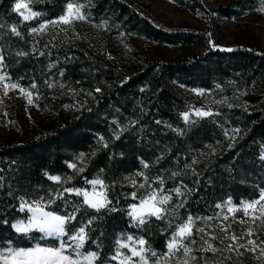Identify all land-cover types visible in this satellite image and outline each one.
<instances>
[{
	"label": "trees",
	"instance_id": "trees-1",
	"mask_svg": "<svg viewBox=\"0 0 264 264\" xmlns=\"http://www.w3.org/2000/svg\"><path fill=\"white\" fill-rule=\"evenodd\" d=\"M175 1L185 3L190 9L198 8L212 18L201 0ZM15 2L0 0V48L5 50L7 71L13 78L23 75V84L41 82L49 56L54 54L55 68L64 71V79L78 83L91 95L85 97L82 107L50 129L0 142V248L27 247L42 235L33 231L25 236L13 228L16 220L28 217L27 212L19 211L21 196L43 197L47 201L61 187H88L85 178L91 180L97 175L104 179L109 199L120 209L98 214L100 218L91 226L90 239L82 249L95 251L98 242L102 258L114 254L116 241L122 234L144 235L152 249L162 253L175 226L188 215H208L222 200L230 198L234 203L250 200L264 188V160L260 159L264 152L263 46L239 42L227 48L210 46L207 32L167 29L130 0H91L85 12L96 20H110L118 32L163 44L206 45L190 54L154 57L136 67L112 68L91 58L81 48L50 47L41 51L44 55L38 49L33 51L28 29L37 26L40 20L57 17L64 0L34 1L30 7L46 15L28 22L14 11ZM235 3L238 2L219 6L214 11L228 16L233 13L231 7ZM12 27L24 38L14 35L10 31ZM19 51L29 55L16 56ZM173 84L206 89L219 85L227 92L238 89L243 100L254 108L223 106L210 116L194 118L195 123L187 125L181 117L187 104ZM97 88L99 92L95 91ZM113 121L127 129L118 140L112 138V130L116 128ZM131 122H135L134 126ZM174 129L184 131L180 134ZM233 129H239V134ZM233 135L234 141L230 138ZM99 136L108 142L107 148L98 143ZM79 153L86 154L85 165L76 161ZM141 161L149 167L144 168ZM69 163L84 166L85 170L76 174L68 167ZM45 172L71 176L72 180L61 186L50 181ZM137 172L144 173L140 180L163 179L165 193L172 194V201L166 206L171 214L163 221L153 218L144 232L133 227L126 214L128 206L138 201L132 199V193L138 197L141 194L124 178ZM177 187L182 188L183 195L177 196L172 191ZM80 199L65 193L64 199H56L46 209L64 214ZM180 202L184 206L176 208L174 205ZM81 213H77L78 220L73 222L77 228L80 220L86 222L97 215L91 209H81ZM169 222L172 227H168ZM47 242L53 241L49 238Z\"/></svg>",
	"mask_w": 264,
	"mask_h": 264
},
{
	"label": "snow or ice",
	"instance_id": "snow-or-ice-1",
	"mask_svg": "<svg viewBox=\"0 0 264 264\" xmlns=\"http://www.w3.org/2000/svg\"><path fill=\"white\" fill-rule=\"evenodd\" d=\"M33 2L34 0H16L14 11L19 13L24 22L39 20L40 17L46 15V13L41 11L33 10L30 7ZM40 2L42 3L43 0H40ZM259 2L260 7L257 11L264 12V0H259ZM90 4L91 0H88L87 4L81 2V0H64L63 10L57 17L40 20L38 26L30 27L28 31L35 37L47 33L50 27L52 29H58L59 31H66L68 28H72L78 21L87 22L89 20V14L85 12V9ZM104 23L106 24L107 21ZM97 27H100V25H97ZM10 31L17 37L24 38L23 34L16 27H12ZM222 50L232 51V49ZM33 51H36L35 47ZM27 55L29 53L23 51L16 53V56L19 57ZM40 55H44V53L41 52ZM53 66L50 65V67ZM7 67L5 50L0 48V92H2L0 104L3 103V98L8 97L10 91H18L29 105L34 104V97L35 99H39L38 91H34L38 88L35 80L25 87L20 83L25 77L22 75L14 79L7 71ZM59 75L62 77L64 71L61 70ZM45 84L49 88L56 86L47 80ZM59 87L64 88L65 85L60 83ZM70 91L75 93L76 90L70 89ZM95 91L99 92L100 89L97 88ZM193 91L198 95H204L205 92L203 89H194ZM88 94L91 95V93ZM212 114L210 110L205 111L203 108H194L191 112L185 111L181 113V117L185 124L190 125L195 123L191 119V116L206 117ZM113 123L116 124V128L112 130V138L118 140L121 134L127 129L121 127L117 121H113ZM131 123L134 126L135 122ZM157 123H160V121H157ZM174 130L180 134L184 131L183 129ZM232 131L237 135L240 132L239 129H233ZM225 136H229L228 130H225ZM230 138L234 141L236 136L233 135ZM98 143L104 148L108 147V142L103 136L98 137ZM231 146L229 145V147ZM76 159L81 165H85L86 154L79 153ZM260 159L264 160V152L261 153ZM141 163L144 168L149 167L147 163L143 161ZM68 167L73 169L76 174L82 173L85 170L84 166L77 167L76 163H69ZM100 171L102 173L103 169ZM45 175L50 181L61 186L65 183H70L72 180L71 176L61 177L59 175H49L47 172H45ZM136 176H144V173L137 172ZM84 182L86 185H90L91 188H78L75 186L61 187V190L55 196H50L47 201L43 197L29 201L24 196H21L19 199V211L30 213V215L27 217L26 222L23 220L19 221L13 225V228L17 233L25 236L33 231H38L42 235L39 240L30 243L27 247L9 246L0 249V264H110L111 261L116 262V264H193L194 261H197V256L193 254L194 251L211 252L213 254L218 251H228L242 256L244 253L240 252V249L252 253L261 264H264V240H260L257 235V231L264 227V188H261L258 195L251 200H244L239 204H233L231 199H229L224 205L227 208V213L231 214L233 219H238L240 224L248 225L247 230L239 236L235 233L231 235L227 234L228 229L231 228L230 224L221 226L220 230L225 232L223 238L211 236V239H207L205 236V228H196V232L200 233V240L203 241V244L199 249L194 250L192 245H195L197 241L193 239V229L197 221L202 220L204 223H207L212 217L201 218L188 215L185 220L181 221L173 229L170 238L166 241V250L163 253L158 254L156 250L152 249L144 235L134 236L122 234L124 235V239H118L116 241V251L114 254L110 257L102 258L99 251L101 245L98 242L96 243L95 251H82V249H84L85 243L90 239L89 233L91 226L100 218L98 214L101 212H117L120 209L109 199L108 186L100 175H97L91 180L85 178ZM131 183L133 187L138 186L139 188L146 189L139 197L135 192L132 193V199L138 200V203L130 204L126 212L131 220L132 226L144 232L149 227L153 218L163 221L171 214L166 206L171 203L172 196L171 194L165 193L163 179L159 177L152 182L158 185L155 188L152 187V183L149 182L147 177H144V182L139 185L136 184L135 179H132ZM172 191L177 196L183 195L179 187ZM65 193L81 198L76 205L72 206L71 211H65L64 214H59L55 210H46L51 204L55 203L56 199H64ZM65 203L67 204L68 201H65ZM183 206V202L175 205L176 208ZM216 207L220 208L222 206L218 204ZM81 209H84V211L91 209L97 215H92L86 222L80 220V226L77 228L73 222L78 220L77 213H81ZM238 212L243 214V218L236 217V213ZM223 220L228 221L229 215H224ZM253 225H256V228ZM168 227H172L171 222H169ZM253 236H256V238L245 240V237ZM49 238L52 239V243L47 242ZM218 238L221 239V243L225 239L230 240L231 243L227 244L224 249H218L211 243V240ZM122 249H127V252L122 251Z\"/></svg>",
	"mask_w": 264,
	"mask_h": 264
},
{
	"label": "rangeland",
	"instance_id": "rangeland-1",
	"mask_svg": "<svg viewBox=\"0 0 264 264\" xmlns=\"http://www.w3.org/2000/svg\"><path fill=\"white\" fill-rule=\"evenodd\" d=\"M130 1L145 11L158 24L167 29L190 28L207 32L210 46L227 48L230 44L239 42L244 44H257L264 47V12L257 11L260 7L259 0H201L203 6L210 12L212 18L198 8L190 9L185 3H180L175 0ZM231 2L238 3L232 5L231 9L233 13L230 15H218L214 11L215 8L227 6ZM85 3L87 4L88 0H85ZM105 21H107L106 24L104 23ZM97 25H100V27H97ZM30 45L32 49L35 47L40 52L50 47L64 49L81 48L91 58L112 68L121 69L139 66L149 58L176 57L190 54L206 46L203 44L183 46L153 42L141 36L118 32L110 20H96L90 14L87 22L78 21L72 28H68L66 31H59L58 29H52L50 27L47 33L35 37L31 35ZM56 63V56L54 54L50 55L42 81H35L38 88L34 91H38L39 99H35L34 97V104L29 105L18 91H10L8 97L3 98V103L0 104V142L18 140L38 131L48 130L82 105L83 100L89 95V92L77 85L78 83H71L67 79H64L63 76L61 77L59 75L60 71H57L55 68ZM50 65L54 66L50 67ZM46 80L54 83L56 86L49 88L45 84ZM60 83H63L65 87H59ZM21 84L27 87L30 83ZM172 87L186 102L187 108L185 111L191 112L194 108H203L205 111L210 110L214 114L220 107L229 105H237L244 109L254 108L252 104L246 103L243 100L240 95L242 91L238 89L227 92L225 89L217 86L212 89H206L173 84ZM70 89H75V93L71 92ZM194 89L205 90L204 95H198L193 91ZM0 96H2V92H0ZM194 118L198 117L191 116V119ZM76 161L78 160L76 159ZM124 179L131 185L132 179L136 180L137 185L144 182V178L140 180V176H136V173L128 175ZM149 182L152 183L151 181ZM152 187L155 188L153 183ZM87 188L90 189L91 186L89 185ZM137 189H139L140 194L146 191V189L139 188L138 186ZM180 189L182 191L181 187ZM26 199L29 201L35 200L33 198ZM229 199L218 202L216 205L219 204L222 207L217 208L215 205L213 211L208 215L193 216L201 218L212 217L207 223H204L202 220L197 221L193 229V239L197 241L195 245H192L194 250L199 249L203 244V241L200 240V233L196 232V228H205V236L207 239H211V236L223 238L225 232L220 230L221 226H227L229 224L231 228L228 229V235L235 233L239 236L247 230V224H240L238 219H233L232 215L227 213V208L224 205ZM232 203L239 204L233 201ZM226 214L229 215L228 221L223 220V216ZM29 215L30 213H28ZM236 217L243 218V214L238 212L236 213ZM26 220L23 221L26 222ZM19 221L22 220H16L13 225ZM253 227L256 228V225H253ZM257 235L260 240H264V227L257 231ZM249 238L255 239L256 236L245 237V240ZM123 239L124 235L119 238V240ZM211 243L218 249H224L231 241L225 239L221 243V239L218 238L211 240ZM122 251L127 252V249H122ZM240 252L244 254L240 256L235 252L228 251H218L215 254L194 251L193 254L197 256V261H194L193 264H205V262L207 264H221V262L222 264H261L252 253L245 252L244 249H240ZM110 264H116V262H110Z\"/></svg>",
	"mask_w": 264,
	"mask_h": 264
}]
</instances>
